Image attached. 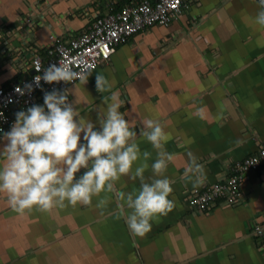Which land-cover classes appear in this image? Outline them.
<instances>
[{"label":"crops","instance_id":"0c3cea01","mask_svg":"<svg viewBox=\"0 0 264 264\" xmlns=\"http://www.w3.org/2000/svg\"><path fill=\"white\" fill-rule=\"evenodd\" d=\"M136 1L0 0V87L27 78L24 62L46 56L52 36L67 43L110 5ZM259 10L255 0H186L167 27L132 35L85 85L78 80L67 88L80 117L95 123L98 109L106 108L102 98L110 95L96 91L101 73L124 101L120 112L130 127L139 131L145 119L161 122L166 148L174 153L166 173L173 180V211L154 218L151 231L139 237L116 218L111 194L103 214L94 197L93 206L20 215L0 192V264H264V162L245 173L236 206L219 200L199 213L185 200L189 192L226 179L233 164L255 154L264 140ZM35 104H43V94ZM198 107L205 109L204 119L195 115ZM137 142L152 150L142 136ZM189 151L205 167L207 179L198 188L183 179ZM133 187L138 182L128 177L116 182L118 190Z\"/></svg>","mask_w":264,"mask_h":264},{"label":"clouds","instance_id":"9594fccd","mask_svg":"<svg viewBox=\"0 0 264 264\" xmlns=\"http://www.w3.org/2000/svg\"><path fill=\"white\" fill-rule=\"evenodd\" d=\"M258 5L255 23L264 27V0ZM93 67L85 62L76 71L63 61L47 67L37 61L36 71L43 75H36L33 83L39 88L41 80L68 84L78 79L85 85ZM95 88L110 93L102 98L106 108L98 109L95 123L80 117L66 89H53L44 92L42 105L17 111L8 131L0 128V192L6 193L9 207L20 215L34 209L93 206L94 197H99L95 208L103 214L112 202L111 194L116 218L123 219L134 236L144 237L154 218L176 206L169 198L173 180L166 175L174 153L166 148L167 133L159 120L145 119L139 131L130 127L120 112L124 101L105 75L96 73ZM25 89L31 94L32 84L24 89L17 86L15 92L23 96ZM204 112L198 107L195 115L204 119ZM138 136L151 145V151L141 149ZM186 155L183 179L198 188L207 179L205 167L191 151ZM122 177L138 182V187L118 190L116 182Z\"/></svg>","mask_w":264,"mask_h":264},{"label":"built area","instance_id":"2783aa9c","mask_svg":"<svg viewBox=\"0 0 264 264\" xmlns=\"http://www.w3.org/2000/svg\"><path fill=\"white\" fill-rule=\"evenodd\" d=\"M186 0H138L126 4L118 9L109 6L103 14H97L91 25L67 43H62L56 36L51 37L46 56H34L29 63L24 62L29 73L27 78L13 83L8 87H0V128L4 131L14 122L12 111L24 110L35 104L39 95L45 91L67 90L70 82L45 83L40 81L37 88L33 83L37 72V61L42 67L49 64H57L61 61L69 63L74 70L79 71L80 66L86 62L93 65L95 70L100 63L108 61L115 47L125 43L132 35L146 28L158 25L167 27L174 20L183 7ZM258 4V0H255ZM79 65V66H78ZM25 84H32L33 91L21 96L15 92L19 86L24 89ZM9 100L11 101L9 103ZM2 134V133H0ZM264 162V140L260 143L255 154L233 164L229 176L222 182L204 187L200 192L192 191L185 196L186 204L196 212L203 213L221 201L224 206H236L242 199L241 185L245 173L258 170ZM255 234L261 236L262 228L256 227Z\"/></svg>","mask_w":264,"mask_h":264}]
</instances>
